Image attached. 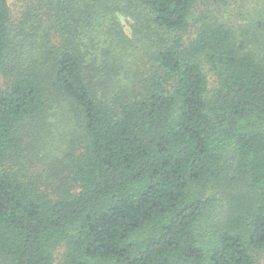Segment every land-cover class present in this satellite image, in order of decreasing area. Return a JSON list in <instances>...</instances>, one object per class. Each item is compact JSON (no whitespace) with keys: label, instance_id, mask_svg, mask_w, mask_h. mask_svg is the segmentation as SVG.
<instances>
[{"label":"trees","instance_id":"obj_1","mask_svg":"<svg viewBox=\"0 0 264 264\" xmlns=\"http://www.w3.org/2000/svg\"><path fill=\"white\" fill-rule=\"evenodd\" d=\"M245 1L0 0V264H264Z\"/></svg>","mask_w":264,"mask_h":264},{"label":"rangeland","instance_id":"obj_2","mask_svg":"<svg viewBox=\"0 0 264 264\" xmlns=\"http://www.w3.org/2000/svg\"><path fill=\"white\" fill-rule=\"evenodd\" d=\"M246 2V4H244V8H245V11L246 10H249L250 11V9L252 8V7H250V4L251 3H254V5H259V4H263V6H264V0H248V1H245ZM198 11L197 10H195V12L192 14V16L190 17V19H192V20H194V18H195V14L197 13ZM245 15L246 16H249V14L247 13V11L245 12ZM119 20L122 22V25H123V27H124V29L126 30V34H128V35H131V29L129 28L130 27V23H131V19L129 18V19H127V18H125V17H121V16H119ZM188 34L189 35H191V36H194V29H193V27H191L190 28V30L188 31ZM69 121H70V128H72V129H75V119H74V117L71 115V117L69 118ZM203 230H206L204 233H205V235H207L208 233H209V231H208V229H207V227H204V229Z\"/></svg>","mask_w":264,"mask_h":264}]
</instances>
